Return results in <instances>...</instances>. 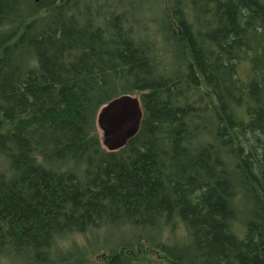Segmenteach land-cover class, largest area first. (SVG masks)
Returning <instances> with one entry per match:
<instances>
[{
    "label": "trees",
    "instance_id": "obj_1",
    "mask_svg": "<svg viewBox=\"0 0 264 264\" xmlns=\"http://www.w3.org/2000/svg\"><path fill=\"white\" fill-rule=\"evenodd\" d=\"M0 264H264V0H0Z\"/></svg>",
    "mask_w": 264,
    "mask_h": 264
},
{
    "label": "water",
    "instance_id": "obj_2",
    "mask_svg": "<svg viewBox=\"0 0 264 264\" xmlns=\"http://www.w3.org/2000/svg\"><path fill=\"white\" fill-rule=\"evenodd\" d=\"M141 117L135 95L123 94L101 106L95 121L102 147L108 151L123 147L137 133Z\"/></svg>",
    "mask_w": 264,
    "mask_h": 264
},
{
    "label": "rangeland",
    "instance_id": "obj_3",
    "mask_svg": "<svg viewBox=\"0 0 264 264\" xmlns=\"http://www.w3.org/2000/svg\"><path fill=\"white\" fill-rule=\"evenodd\" d=\"M180 228L183 229L182 225H180ZM181 229L180 230H176L174 232L176 238H180L181 237V235H180ZM102 235H105V236L103 238H99V239H96L94 241L93 245L95 247H100L103 244H110V243L114 244L116 242L114 240H116L117 238L119 239L122 236L121 232H119V231H107V232H104ZM173 238H174V236H173ZM74 239L76 240L75 244H81L82 239H80L78 236H76ZM100 250L101 249L97 250V252H99ZM95 254H97V253H95Z\"/></svg>",
    "mask_w": 264,
    "mask_h": 264
}]
</instances>
